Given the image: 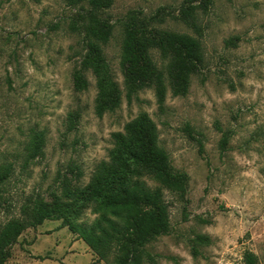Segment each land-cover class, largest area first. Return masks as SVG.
Instances as JSON below:
<instances>
[{
    "label": "rangeland",
    "instance_id": "1",
    "mask_svg": "<svg viewBox=\"0 0 264 264\" xmlns=\"http://www.w3.org/2000/svg\"><path fill=\"white\" fill-rule=\"evenodd\" d=\"M183 5L194 7L195 22L182 19ZM88 8L86 0H0V165L10 169L1 184L0 231L10 219L24 218L22 208L35 197L51 203L60 192L58 171L71 185H86L107 159L111 133L146 113L173 170L187 177L183 194L163 189L169 231L145 247L156 263L243 264L248 250L264 264V0H212L206 11L199 0H112L98 15L112 25L103 55L121 97L102 116L94 110L92 72H85L86 89L77 91L72 82L85 53L80 15ZM130 19L199 40L203 62L185 95H173L166 81L161 105L152 88L127 101L119 59ZM150 55L162 69L158 49ZM73 112L78 116L68 129ZM33 129L45 133L43 156L22 168ZM95 217L87 208L78 221ZM6 251L3 264H108L55 218L25 226ZM143 264L154 263L144 258Z\"/></svg>",
    "mask_w": 264,
    "mask_h": 264
},
{
    "label": "trees",
    "instance_id": "2",
    "mask_svg": "<svg viewBox=\"0 0 264 264\" xmlns=\"http://www.w3.org/2000/svg\"><path fill=\"white\" fill-rule=\"evenodd\" d=\"M77 4L85 0H66ZM89 8L80 15L85 53L72 73L74 89L84 90L88 85L85 72L95 77L97 93L94 110L98 116L114 110L120 103L121 91L109 72L103 55V46L112 36V25L98 14L111 6L112 0H86ZM212 0H199V7L206 11ZM194 7H181L182 19L195 22ZM190 19V20H188ZM157 48L164 64L159 69L150 55ZM166 60V61H165ZM202 47L197 38L185 33L148 28L147 23L137 27L133 19L123 23V38L119 66L126 88L125 97L130 101L144 88L154 90L157 102L164 101L166 81L173 95H185L190 75L197 64H202ZM77 113H70L68 129L74 127ZM113 146L107 159L99 161L84 186L71 185L66 174L57 173L59 193H53L51 203L35 197L22 208L25 217L10 219L0 231V264L9 254L7 245L28 225L40 224L44 219H62L95 253L98 260L108 264H143L144 258L157 264L146 245L169 231L168 206L163 189L183 194L186 175L174 171L166 151L158 144L155 123L146 113H141L125 123L122 131L111 133ZM45 133L30 131L23 149L22 168L43 156ZM227 136L220 145L225 148ZM75 167H71L73 171ZM10 175L9 167L0 165L1 184ZM80 175V170L76 171ZM145 179L155 182L149 186ZM90 208L97 217L85 224L80 221L85 209ZM201 241L207 237L199 236ZM196 252L195 247H191ZM243 264H257L251 251L243 254Z\"/></svg>",
    "mask_w": 264,
    "mask_h": 264
}]
</instances>
